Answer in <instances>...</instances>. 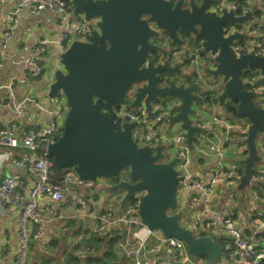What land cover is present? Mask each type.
Segmentation results:
<instances>
[{
  "label": "water",
  "instance_id": "obj_1",
  "mask_svg": "<svg viewBox=\"0 0 264 264\" xmlns=\"http://www.w3.org/2000/svg\"><path fill=\"white\" fill-rule=\"evenodd\" d=\"M59 1L71 2L74 12L86 21L97 20L98 31L86 36L85 41H73L59 55L61 68L54 71L49 85L48 98L62 93L68 109L61 136L47 149L53 167L72 170L79 180L92 183L101 178L118 181L120 174L125 173L126 180L103 185L108 192L122 190L121 209L143 191L137 215L144 226L166 239L183 242L187 254L203 257L204 264H215L216 259V264H222L223 248L218 242L206 236L196 237L179 222L183 212L177 198L176 159L165 161L161 147H156L154 155L148 147H138L131 136L132 128L138 125H124L112 111L127 101L131 108L148 111L157 98H176L168 124L180 123L186 132L185 143L191 148L193 134L198 131L189 118L195 114L193 103L207 111L211 101L199 96L198 82L180 81L179 64H157L146 59L149 54L162 51L153 39L164 41L167 37L182 47L188 43L180 35L199 36L205 51L214 56L215 67L208 69L207 74L221 88L219 104L223 106L230 100L238 116L248 122L244 174L240 179V188L245 187L254 164L261 162L256 139L264 129V109L255 105L254 93L242 87L240 76L247 69H256L264 76V56L236 57L231 45L246 40L247 35H225V30L231 25H247L251 14L237 17L231 11H223L218 16L210 8L221 0ZM162 75L171 80L164 82ZM204 77L207 79L206 74ZM6 176H0V185Z\"/></svg>",
  "mask_w": 264,
  "mask_h": 264
},
{
  "label": "built area",
  "instance_id": "obj_2",
  "mask_svg": "<svg viewBox=\"0 0 264 264\" xmlns=\"http://www.w3.org/2000/svg\"><path fill=\"white\" fill-rule=\"evenodd\" d=\"M13 1L18 3V9H25L30 15L53 13L61 24L62 30L56 40H39L33 49L32 58L22 61L32 68L30 78L33 81L42 75L37 62L45 53L46 47L51 45L62 54L67 49L66 43L85 41L86 36L98 31L97 20L73 21L68 15L71 8L66 1ZM232 1H222L215 9L211 7L210 11L218 16H221L223 11H231L237 17L249 13L247 3L238 7ZM18 9L8 16L10 25L16 23ZM245 30L248 31L249 28L246 27ZM246 31L243 32L245 35H247ZM233 32L241 33V29L231 25L225 30V35ZM10 38L11 29L8 28L1 35V48L6 47ZM164 41L162 51L149 54L146 61L153 59L157 64H162L171 59L181 60L186 66L185 71L190 82H198L201 89L202 86L206 87L211 99L210 108L207 111H201L197 120L194 121L198 131L191 142V148L185 143L186 133L180 127V123L168 124V117L171 116L169 112L173 106L170 100L158 98L150 103L148 111L143 107L139 108V112H133L126 107H116L113 109V115L124 125L130 123L138 125L131 130L132 140L138 147H148L153 155L156 147H161L162 154L164 149L171 151L168 161L176 159L174 168L179 173L177 180L179 209L185 210L182 209L185 204L192 208L198 207V211L188 220L187 229L196 234V237H210L217 229L220 241L218 243L223 248L222 264H261L264 261V210L260 206L261 198L253 187L258 182L264 184L263 161L261 168L256 169L258 175L249 180L248 187L238 190V165L228 160V147L225 145L233 140V136L239 137L240 142L243 143L247 137L248 124L239 125L230 122L223 115L216 113L220 91H214V86L209 84L201 73V69L205 67L214 69V56L205 51L202 39L192 46L187 44L184 47L176 46L167 37H164ZM231 48L236 57L239 54L264 56V36L258 41H250L246 44L235 41ZM245 73L248 76L241 78L242 87L253 92L255 100L258 94L264 93V85H257L260 82V73L256 69L241 71V74ZM15 82L16 77H12L6 85H0V90H5L7 97L11 98V103H6V106H11L14 117L18 120L22 119L26 129L19 130L15 125L0 126V167L4 162L17 167L28 177V181L25 182L23 174L22 176L7 175L0 185V203L21 205L17 222V253L11 264H27L31 238L39 241L44 239L43 225L49 221L45 213L49 212L51 218L60 220H71L73 215L90 216L87 201L80 189H93L95 184L79 180L71 170H64L61 176L55 174L47 149L61 136L66 112L58 105L54 96L50 100L46 99V108L39 109L40 118L32 122L26 107V103H30L31 100L27 96L21 100H15L13 93ZM48 104H53L52 108H49ZM257 105L264 109V97ZM164 122L170 128L168 127L167 132L160 133L158 129ZM174 125L179 127V132L175 134L172 133ZM200 144H203V147ZM242 147L244 148V145ZM18 150L24 151V154L13 156V152ZM209 160H214L215 168L206 171ZM198 165H202V168ZM247 189L253 215L251 231L244 234L239 224L240 217L236 205ZM190 192H195V195L187 197ZM221 193L223 196L219 200ZM141 197L135 196L134 202L126 205L119 213L107 207L93 215L92 218L98 225L87 232L86 237L93 231L101 238L109 239L115 235L113 230L117 227H125L126 234L120 243L125 255L132 254L126 248L134 245L136 246L134 254L144 252L151 256L145 258L143 262L136 258L133 264H204V259L192 258L187 254L183 242L174 238L166 239L161 233L149 230L140 222L137 212ZM217 199L218 208L216 209V203L214 204L213 201ZM213 241L216 240L213 239ZM149 243L154 244L148 247ZM161 251L164 254V260L158 261L155 257ZM88 254L94 255V252L83 251L80 253V258ZM133 256L130 255L132 259H134Z\"/></svg>",
  "mask_w": 264,
  "mask_h": 264
},
{
  "label": "crops",
  "instance_id": "obj_3",
  "mask_svg": "<svg viewBox=\"0 0 264 264\" xmlns=\"http://www.w3.org/2000/svg\"><path fill=\"white\" fill-rule=\"evenodd\" d=\"M227 1L229 2L232 0ZM245 3H247L249 6V13L252 16V19L248 22L247 25H244L242 28H240L241 33L245 32L246 27H248L249 30L246 31L248 38L247 41H258L263 36V34L260 33L259 29L261 28V26H264V0H248ZM16 9H18V3L16 1L0 0V62L2 63V67L0 68V85H4L2 83L3 81H7L8 83L12 77H16V82L13 87V93L15 94V100L18 101V99L29 96V91L31 89L28 87V85L32 82L36 83L38 80L37 79L36 81H33L30 78L32 68L25 65L22 61L32 58L33 49L37 45L39 40H56V38L60 35L62 29L61 24L55 14L47 12L30 15L25 9H18L19 13L16 17V23L14 25H10L8 16ZM256 12L259 13L258 17H256L254 14ZM8 28L11 29V38L8 41L6 47L1 48V35ZM48 47L51 48V52L47 54L45 50V53L37 62V65L41 69L42 73L44 72L45 63L49 60H52L53 62L59 64L60 53H58V51L51 45H49ZM175 62L177 65L182 64L181 60H175ZM208 69L211 68L205 67L201 69L203 77L204 74L208 72ZM53 73L54 72L51 73V76L49 75L50 80L52 79ZM17 85L20 86L21 91H16L15 88ZM205 93H207V91ZM46 99L50 100V98ZM8 102L11 103V98L7 97L5 90H0V126L7 127L15 125L19 130L26 129V127L24 126V121L22 119L18 120L14 117L11 106H6V103ZM255 105L258 106L256 103ZM48 106H50L49 108H52L53 104H48ZM221 112L222 106H218L216 109V113L222 115ZM196 120L197 117L194 118V121ZM168 127L170 128V126H168L167 124H161L158 130L160 133H165L168 131ZM262 136L264 137V133L262 134ZM235 146L239 145L236 144ZM239 149H241L242 151L240 150V153L238 155L234 157H231L229 155L230 162H238L242 159H245V147L243 148L242 146H239ZM198 167L202 168V165H198ZM214 168V160H209L206 171H211ZM192 171H194V169ZM3 174H18L22 176L23 173L19 168L6 164V162H4L0 167V176ZM23 179L25 180V182L28 181V177L24 174ZM103 185L104 182L99 181V183L91 192L85 189L83 190L85 199L89 207L88 213L90 214V216L73 215L71 220H60L51 218V214H49V212L45 213V215L49 217V221L45 222L43 225L44 239L40 241L36 239L34 240V242L32 243V248L31 250H29L27 264H66L68 254L71 248L74 247L73 244L82 237V234L85 231L89 232L91 229L95 228L98 225L97 221L93 220V215L99 213L107 207H110L116 213H119L121 211L119 201L121 200L122 196H119L120 198L118 199L116 206H110L106 204L108 199H104V197H102L100 194L101 189H103ZM245 188L246 186L243 187V189ZM248 191V189L244 191V195H246L247 197L249 196ZM93 193L94 196H92ZM192 195H195V192H190L187 197ZM222 196L223 193L220 194L219 200H221ZM247 200L244 201V199L241 198L237 201L236 205V209L240 217L239 224L241 225V229L244 234H248L252 228L251 219L253 212L251 211L250 203L248 204L250 198L248 202ZM213 202L214 204L216 203L215 208L217 209L218 199L214 200ZM126 205H129V203ZM260 206L264 210V206ZM256 207L258 208L257 205ZM20 209V204L11 203L10 205H2L0 203V264H11L12 260L16 258L18 239L17 222ZM182 209H188L190 212L188 214L191 215L186 216V223L193 216V214L198 211V207L192 208L191 206L186 204ZM80 227H82L83 231L82 233L78 234L77 232ZM118 231L119 235L124 239L126 228L120 227L119 229H117V232ZM217 232V229H215L210 237H212V240L214 239L219 242ZM50 241H56V246L53 244H49ZM153 244L149 243L148 247L153 246ZM126 249L132 253L130 255H134V259H131L130 255H126L125 257L127 258V260L124 262L125 264H133L136 258L143 262L145 258L151 257L149 254H146L144 252H140L138 253V255L134 254V252L136 251V246L134 245ZM96 255H100V252H98V254ZM155 258H157L158 261H163V252L161 251Z\"/></svg>",
  "mask_w": 264,
  "mask_h": 264
},
{
  "label": "rangeland",
  "instance_id": "obj_4",
  "mask_svg": "<svg viewBox=\"0 0 264 264\" xmlns=\"http://www.w3.org/2000/svg\"><path fill=\"white\" fill-rule=\"evenodd\" d=\"M223 0H221V2H222ZM234 1V0H233ZM242 2H243V0H241ZM246 1H248V0H245V2ZM221 2L218 4V5H220L221 4ZM68 3V5L70 6V11H68V15H69V17L73 20V21H79V22H83L84 21V18H83V16L81 15V14H79V13H75L74 12V7H73V4L71 3V2H67ZM226 3V2H225ZM218 5H215V6H212V8L213 9H215V7H217ZM180 37L181 38H183V40H184V42H187L189 45H193L194 44V42L196 41V39H197V36H193V35H180ZM248 40V38H246V40H240V41H236V42H238V43H240V44H246L247 42H249V41H247ZM153 41H155L156 43H157V45L159 46V47H163V45H164V43H165V41H163L162 39H157V40H154L153 39ZM257 41V40H256ZM251 42H255V41H251ZM69 43H66L65 44V46H67V48L69 47ZM182 47H184V46H182ZM46 52H47V54H49L50 52H51V48L50 47H46ZM176 64V62H175V59H171L170 60V65H175ZM57 67H59V68H61V66H60V64H57V63H55V62H53L52 60H49L48 62H46L45 63V65H44V72L42 73V75L40 76V78L37 80V82L36 83H30L29 85H28V87L31 89L29 92H30V94H29V96H27L30 100H31V102L30 103H26V107H27V109H28V111H29V113H30V118L32 119V122H36L39 118H40V116H41V112L39 111V109L40 108H46V104H45V102H46V98H47V92H48V89H49V85H50V83L51 82H53V78L50 80L49 79V75L51 76V73L52 72H54L55 70H57V69H59V68H57ZM179 68H180V74H179V76H180V81L182 80V81H184V82H186L187 84H190L191 82H190V78L189 77H186V76H184L185 74H186V71H185V68H186V66H185V64L182 62V64H180L179 65ZM167 76V78L165 79V80H167L168 79V75H166ZM173 76V75H172ZM206 77H207V81L209 82V84H211V85H213L214 87H213V89H214V91H216V92H218V91H220L221 90V88L216 84V80H214L210 75H208L207 73H206ZM259 79H260V83H261V85H264V76H259ZM4 85H6V83H7V81H3L2 82ZM16 91H21L20 90V86L19 85H17L16 86ZM245 89V88H244ZM24 91H25V89H24ZM205 91H206V87H204V86H202V89H200V92H199V94L201 95V96H203V98H206V93H205ZM2 92H4V91H2ZM264 97V93H262V94H258L256 97H255V103L256 104H258L259 103V101L262 99ZM57 101H58V105L59 106H61L62 108H63V111H65L66 113H67V107H66V101H65V96L62 94V93H58L55 97H54ZM18 100H21V99H18ZM169 100H171V101H175V102H177V99L176 98H173V99H169ZM128 102V101H127ZM228 104H230V105H232V102L230 101V100H226L225 101V103H224V105L222 106V112H221V114L226 118H229V119H227L228 121H230V122H234V123H237V124H239V125H245V124H247V121H246V119H244V118H242V117H232V116H230V114H227L226 113V108H225V106L226 105H228ZM234 105V104H233ZM193 106H194V108H196V109H201L202 107L201 106H197V105H194V103H193ZM220 107H221V105H219ZM119 107H126L127 109H129V110H131V111H133V112H139V108H131L129 105H128V103L126 104V105H123V106H119ZM164 111H166V112H168L166 109H163ZM172 113L171 112H169V115H171ZM196 116H198V113L197 114H195L192 118V120H193V122H194V118L196 117ZM163 124H165L166 125V123L164 122ZM193 127H195L196 128V125H195V122L193 123ZM172 133L173 134H175V133H177V132H179V127L178 126H176V125H174V127H172ZM239 138V137H238ZM240 139V138H239ZM200 146L201 147H203V144H200ZM239 146H241V145H239ZM239 146H235V144H234V142H230L229 144H228V160H229V155L231 156V157H234V156H236V155H238L239 153H240V150L241 149H239ZM257 150H258V154H259V156H260V158H261V162H257V163H255L254 164V169L256 168V169H260L261 168V163H262V161H263V159H264V137L262 136V132H260L259 133V136L257 137ZM242 151V150H241ZM22 154H24V151H21V150H18V151H14L13 152V156H20V155H22ZM163 155L165 156V158H164V160L166 161V160H168L170 157H171V151L170 150H167V149H164L163 150ZM230 161V160H229ZM242 161H244V159H242ZM232 162V161H231ZM239 162V161H238ZM238 162H234V163H238ZM72 171V170H71ZM70 171V172H71ZM58 172H60V173H58ZM57 172V175H59V176H61V175H63V172H64V170H59ZM72 173V172H71ZM125 173H121L120 174V176L118 177V178H120V179H125L126 178V176L124 175ZM239 174V173H238ZM110 179L111 178H101V179H98L97 180V182L96 183H94L95 184V187H96V185L99 183V181L101 182V181H103L104 182V184L105 185H110L109 184V182H110ZM247 187H248V184L246 185ZM246 187V188H247ZM94 189V188H93ZM93 189H88L87 191H92ZM243 189V188H242ZM81 190V192L83 191L82 189H80ZM100 194H101V196L102 197H104V199H108V201H107V203L106 204H108V205H113V206H116L117 205V202H118V199L120 198L119 196H122L121 194H122V190L120 191V190H115V191H112V192H108L106 189H105V187L103 188V189H101V191H100ZM92 196H94V193H93V195ZM135 196H143V191H139V192H137L136 194H135ZM243 199H244V201L245 200H247L248 199V197L246 196V195H244L243 196ZM134 201V199H131V200H129V204L130 203H132ZM249 200H247V202H248ZM248 204H249V202H248ZM180 211H182L183 212V215H182V217L179 219V222H180V224L182 225V226H184L185 228H187L188 226H189V224H188V222L186 223L185 221H186V216L187 215H189V216H191L190 214H188V213H190L189 212V210L188 209H185V210H180ZM79 226V225H78ZM82 231H83V229H82V227H80L79 229H78V234L79 233H82ZM155 232H158V231H156V230H154ZM77 235V234H76ZM195 236H196V234H194ZM29 250H30V248H29ZM204 259L203 257H197V259ZM216 262H218V260L216 259L215 260V264H216Z\"/></svg>",
  "mask_w": 264,
  "mask_h": 264
},
{
  "label": "trees",
  "instance_id": "obj_5",
  "mask_svg": "<svg viewBox=\"0 0 264 264\" xmlns=\"http://www.w3.org/2000/svg\"><path fill=\"white\" fill-rule=\"evenodd\" d=\"M233 2L236 5H238V7H242V6L246 5L244 0H243V2L241 0H234ZM254 14L256 17L259 16L258 12L254 13ZM259 31L264 36V26H261ZM199 39H201V38L199 36H197V39L194 43L196 44ZM243 76L244 77L248 76V74L247 73L241 74L240 77L243 78ZM257 85H261V83L259 82ZM205 99L211 100L208 92L206 93ZM225 108H226V113L230 114V116L239 117L238 114L236 113L235 105L228 104L225 106ZM237 165H238L237 171L239 173L238 174V177H239V179H238V190H243L242 188H240V179L242 178V176L244 174V161H242V160L239 161L237 163ZM263 165H264V161H263ZM53 171L55 172V174H57V172L59 170H56L53 167ZM58 173H60V172H58ZM257 175H258L257 170H256V168L254 169V167H253L250 179H252L253 177H256ZM119 179H118V181H119ZM124 180H126V178ZM118 181L115 179H110L109 184L114 185V184L118 183ZM253 190L260 196L261 205L264 206V184L261 182H258L253 187ZM119 228L120 227H117L116 229H119ZM116 229L113 230L115 232V235L109 239H103L100 237V235L98 233L93 232V231L88 234V237H86L87 232L85 231L82 234V237L73 244L74 247L71 248V250L68 254V258L66 259V264H125L124 262L127 260V258L125 257L126 256L125 252L123 251V248L121 247V244H120V242L123 241V237H121L119 235V231L117 232ZM67 235H68V233H67ZM34 240H35V238H31L30 245H29L30 250L32 248V243L34 242ZM49 244H53L56 246V241H50ZM87 250H89V252H94V255L88 254V255L84 256L82 259L79 258V254L81 252L87 251ZM98 252H100V255L97 256L96 254H98ZM130 258L132 259V257H130ZM131 259H129V260H131ZM261 264H264V261L261 262Z\"/></svg>",
  "mask_w": 264,
  "mask_h": 264
},
{
  "label": "bare ground",
  "instance_id": "obj_6",
  "mask_svg": "<svg viewBox=\"0 0 264 264\" xmlns=\"http://www.w3.org/2000/svg\"><path fill=\"white\" fill-rule=\"evenodd\" d=\"M233 2V1H232ZM245 71V70H244ZM181 72V71H180ZM199 96H201L200 94H199ZM202 98H203V96H201ZM158 99V98H157ZM205 99V98H204ZM156 100V99H155ZM206 100V99H205ZM204 100V101H205ZM192 108L195 110V114H197V113H199L201 110H202V108L201 109H196V108H194L193 106H192ZM194 114V115H195ZM194 115H190L189 116V118L190 119H193L192 117L194 116ZM196 117H198V116H196ZM175 123V122H174ZM193 124V123H192ZM184 130V129H183ZM185 131V130H184ZM186 133V132H185ZM196 135V132L193 134V136H195ZM240 140L241 139H239L237 136H233V140L231 141V142H234V144L236 145V144H238V145H244V147H246V144H245V141L243 142V143H241L240 142ZM230 142H227V143H225V145H226V147L228 146V144H229ZM201 259V258H200Z\"/></svg>",
  "mask_w": 264,
  "mask_h": 264
},
{
  "label": "flooded vegetation",
  "instance_id": "obj_7",
  "mask_svg": "<svg viewBox=\"0 0 264 264\" xmlns=\"http://www.w3.org/2000/svg\"><path fill=\"white\" fill-rule=\"evenodd\" d=\"M174 44V43H173ZM169 64H170V61L168 62ZM171 66H173V65H171ZM167 78V76L166 75H162L161 76V79L164 81V82H167V81H169V80H171V77H168V79L167 80H165ZM128 103V105L130 104V101H128L127 102ZM114 109V108H113ZM113 112V111H112Z\"/></svg>",
  "mask_w": 264,
  "mask_h": 264
}]
</instances>
